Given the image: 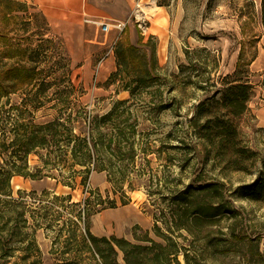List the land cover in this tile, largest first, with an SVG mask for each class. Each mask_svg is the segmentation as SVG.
Wrapping results in <instances>:
<instances>
[{"label": "rangeland", "instance_id": "obj_1", "mask_svg": "<svg viewBox=\"0 0 264 264\" xmlns=\"http://www.w3.org/2000/svg\"><path fill=\"white\" fill-rule=\"evenodd\" d=\"M20 1L29 6L28 12L20 14H26L31 25L24 29L21 20L14 19V39L25 40L34 49L42 44L39 52L28 56L41 58L38 77L52 84L40 95L46 105L27 114L28 119L33 115L34 123L52 119L57 112L52 105L58 97L71 103L63 119L75 133L87 127L84 117L102 116L115 102L127 98L126 106H133L125 116L130 114L131 121L139 119L134 165L128 154L123 162L109 153L97 162L106 164L116 178L126 168L125 189L131 201L87 218L91 232L100 237L116 235L143 246H151V238L167 245L156 234L157 225L187 248V256L181 251L177 258L171 255L174 247L164 249L161 257L167 256L170 264H264V197L252 199L244 189L259 179L264 181L263 0H144L148 13L140 10L145 18L141 27L129 18L138 35L134 45L142 44L141 53L149 63L148 74L141 72V82L147 86L142 99L117 92L112 82H133L126 74L125 80L111 77L118 69L117 44L113 46L118 33L111 30L105 35L85 22L88 15L83 13L82 0ZM129 23L118 42H131ZM112 52L115 68L109 72ZM240 59L244 66L239 77L252 85L245 105L235 101L234 92L225 96L227 78L236 72ZM9 82L19 81L0 68V85H8L0 100L7 109L34 96L42 83L40 79L13 92ZM13 112L0 114V172L4 174L25 165L13 153L17 110ZM4 136L9 138L6 147ZM29 164L32 170L41 165L39 154H30ZM56 181L14 173L12 194H0V264L90 261L86 255L82 257L78 241H68V235L58 239L52 230L36 227L37 222L45 226L47 221L40 210L33 211L40 206V195H32V191L40 194L47 188L59 195L71 193L75 202L83 201L88 189H99L104 198L114 196L108 171L93 170L87 185L75 189ZM205 184L210 187L200 190ZM207 203L221 209L213 216L195 213ZM77 214L64 218L76 219ZM80 229L85 233L84 220ZM159 249L144 251L141 263L168 264L151 260L162 252ZM119 261L124 264L122 252Z\"/></svg>", "mask_w": 264, "mask_h": 264}, {"label": "trees", "instance_id": "obj_2", "mask_svg": "<svg viewBox=\"0 0 264 264\" xmlns=\"http://www.w3.org/2000/svg\"><path fill=\"white\" fill-rule=\"evenodd\" d=\"M28 11L29 6L26 2L0 0V68L5 69L9 78L19 81L9 82L12 83L10 87H12L13 92L40 79L42 81L35 95L24 98L20 105H11L7 109L6 104L0 100V114L8 112L12 115L13 111L17 110L13 127L14 138L11 140V144L14 147V156L25 162L24 167H22L24 170L7 171L5 174L0 172V194H12L11 178L14 173L23 174L32 179H44L46 177L56 179L57 185L75 189L78 185H87L90 173L93 170L97 168L99 171L106 170L108 171V181L114 187V196L108 194L104 198L99 189H88V195L84 200L75 202L71 193L59 195L55 190L47 188L43 189L40 194L36 190L32 191V195H40V206L33 208V211L40 210L42 219L47 221L45 226L40 221L37 222L36 227H45L52 230L56 233L58 239L68 235L66 236L68 241H78L82 244V257L86 255L90 260L87 264H123L119 261L120 252L123 253L124 264H142V253L148 250L153 251L155 248H160L162 254L158 251L151 260L162 263L167 261L170 264L167 256L161 257L165 253L164 249L169 245L174 247L171 255L173 254L175 258L181 251H185L187 256V248L184 250L183 246L174 242L171 236L163 234L161 228L157 225L155 226L156 234L162 236L168 243L167 245L158 243L151 238L149 241L152 242V245L143 246L116 235L100 237L91 232L87 218L107 208L125 206L131 201L128 190L125 189L127 183L126 175H124L126 168L119 170V173H122L123 176L116 178L114 177L115 173L106 164L98 165L97 162L107 153L123 162L127 160L124 155L128 154L130 165H134L137 155L139 119L135 118L131 121L132 116L130 114L125 116L127 112L130 113L133 106L132 104L129 107L126 106L130 100V98H127L115 102L113 107L102 116L90 114L87 118L84 117L83 121L87 124V127L79 133H75V128L73 129L67 125L63 119L64 113L69 110L71 103L60 97L52 105V108L57 111L52 119L37 123H34V115L32 119H28L27 114H34L46 105V102L40 99V95L52 85L46 82L44 77H38L37 65L41 63V58L35 60L34 55H31L34 59L28 56L29 52H39L42 44L34 49L27 41L20 40V42H17L14 39V30L11 25L14 19H20L24 29H27L31 25V20L26 14L21 15L20 12L26 13ZM261 20L264 27V0L262 1ZM141 46V43L137 46L129 41L118 42L116 45L118 69L111 75L114 80L119 78L125 80L126 76L124 74L130 76L133 82L112 83H116L118 93L125 91L129 93V96L140 99H142L144 89L147 87L144 84L145 82H141L144 78L141 72L144 71L147 74L149 72L147 55L141 53ZM153 57L155 58V51ZM243 66L244 64L240 59L236 72L228 76L226 81L228 87L225 90V96L227 97L229 92H234V96L238 98L235 101H241L244 104L251 97L252 85L248 80H244V77H239ZM7 86L0 85V99L3 95H6L5 92H8ZM2 141L4 142L3 146L6 147V142L9 141L8 136H4ZM32 153L39 154L42 162L41 165L36 166L35 170H32L29 164V156ZM61 167H64L69 175L63 174ZM54 171H59V173L54 175ZM2 182L5 183L3 187ZM209 185L205 184L200 186L199 189H206L210 187ZM129 187L134 189L132 184ZM244 189L252 199L264 197V181L262 179ZM220 209V205L215 206L213 203H207L197 207L195 213H199L200 216H213ZM76 212L78 213L76 219L68 217L65 220V215ZM82 220L85 223V233H82L80 229ZM183 227H186L185 224ZM66 231L68 234H65Z\"/></svg>", "mask_w": 264, "mask_h": 264}, {"label": "crops", "instance_id": "obj_3", "mask_svg": "<svg viewBox=\"0 0 264 264\" xmlns=\"http://www.w3.org/2000/svg\"><path fill=\"white\" fill-rule=\"evenodd\" d=\"M84 15L87 17H100L105 16L113 21H128L130 16L135 10L140 9L144 13L146 11V2L144 0H82ZM150 9V8H149ZM129 35L128 39L131 43L136 44L138 42V35L134 33L132 26L129 23ZM143 35V34H142ZM116 40V39H115ZM113 51V50H112ZM111 53L110 61V71L111 72L115 67V59Z\"/></svg>", "mask_w": 264, "mask_h": 264}, {"label": "built area", "instance_id": "obj_4", "mask_svg": "<svg viewBox=\"0 0 264 264\" xmlns=\"http://www.w3.org/2000/svg\"><path fill=\"white\" fill-rule=\"evenodd\" d=\"M139 13H140V9H137L135 12H133L130 18L139 22V26L141 27V21L145 18ZM139 17L141 19H139ZM85 22L96 25L105 35L108 34L111 30H116L118 34H117V38L113 45L115 47L118 40L121 39L122 33L125 31L126 27L128 26L129 20L128 21H113V20H110L108 17L100 16V17H87L85 19Z\"/></svg>", "mask_w": 264, "mask_h": 264}]
</instances>
